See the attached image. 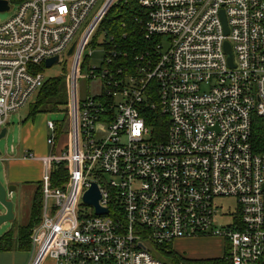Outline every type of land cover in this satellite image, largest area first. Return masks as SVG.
<instances>
[{
    "label": "built area",
    "instance_id": "built-area-1",
    "mask_svg": "<svg viewBox=\"0 0 264 264\" xmlns=\"http://www.w3.org/2000/svg\"><path fill=\"white\" fill-rule=\"evenodd\" d=\"M1 1L14 13L0 24V131L43 87L48 59L70 62L64 122L46 125L27 264H173L167 246L205 236L223 241L227 264H264V153L251 142L264 116V0H135L141 39L127 41L129 65L99 30L126 0ZM89 42L99 66L86 64ZM150 112L167 127L146 140ZM59 165L67 177L53 187ZM92 183L106 215L83 202Z\"/></svg>",
    "mask_w": 264,
    "mask_h": 264
},
{
    "label": "trees",
    "instance_id": "trees-1",
    "mask_svg": "<svg viewBox=\"0 0 264 264\" xmlns=\"http://www.w3.org/2000/svg\"><path fill=\"white\" fill-rule=\"evenodd\" d=\"M142 11L143 10L138 5L137 1L126 0V3L121 2L117 6L113 7L107 13L99 27L100 31H104L109 36L113 37V42L121 45L122 49L126 50L125 52H127V57L122 62L124 65H129L130 63L127 62L132 59V56L134 55V52L131 50V45L127 42L130 39V36L141 39L139 34H137L139 25L136 20L141 18ZM124 34H126L125 38H123ZM66 111L67 86L65 74H63L60 77L47 79L45 81L43 87L36 95L34 102L30 104L27 119H33L38 114L63 113L61 121L64 122ZM147 123L151 127V132L154 136H157L159 133L165 131L167 127V120L162 115L155 112L149 113ZM251 142L256 152L264 153V116L254 118ZM51 175L52 186L59 187L63 184V182H65L67 171L63 165L54 166ZM40 190L41 187L39 184L34 194L31 206V220L36 223L38 221L40 209ZM26 230L27 228H23L18 233V242L21 241L18 245V250H26L28 248V236L30 233H26ZM12 249L13 241L12 232L10 231L0 237V252H7ZM165 254L169 257L171 263L173 264H227L219 257L206 260H191L183 258L182 256L172 252Z\"/></svg>",
    "mask_w": 264,
    "mask_h": 264
},
{
    "label": "rangeland",
    "instance_id": "rangeland-1",
    "mask_svg": "<svg viewBox=\"0 0 264 264\" xmlns=\"http://www.w3.org/2000/svg\"><path fill=\"white\" fill-rule=\"evenodd\" d=\"M14 13V8L9 12H0V24L8 21L11 16ZM102 39V36L100 35L97 39V43H99ZM92 41V40H91ZM89 46L85 54L87 55L89 52L91 53L90 57L86 59V64L90 67L93 66H99L100 61L102 59V51L99 46L96 44L91 45L89 42ZM166 48V44L163 43V49ZM69 60L66 56H64L63 63L53 65L51 68H44L43 66V75L47 79L51 78H57L61 75L65 74L66 71L69 69ZM87 65L83 68V74L87 72ZM94 86L91 85L90 88V94L93 92ZM87 92L86 85L84 83L80 84V94L83 96ZM34 102V99L24 106L22 109H20L16 114H13L10 117L9 124L6 126V136L0 141V151L2 152L1 157L12 155L11 148H17L21 145V140H25L28 131L32 132V135L35 137L38 135L39 130L42 126L45 125L46 121H60L63 118V113H54L49 114L45 116H42V114H38L33 119H27L30 104ZM35 121V122H33ZM33 125V126H31ZM48 135V134H47ZM151 138V129L149 130V135L145 137L146 140H149ZM41 142V141H39ZM65 142H67V137L65 134L61 135V137L58 139V143L56 146V149H58L59 145H63ZM48 146V154L51 152L52 149ZM37 174V173H36ZM0 183H4V173H3V167L0 165ZM13 194V193H12ZM9 198V196H8ZM24 196L21 195H14L11 197V202L14 203L13 208V220L11 222L5 223L0 225V237L5 235L8 232H12L14 235L17 234V228L18 226H23L27 223L29 219V202L21 206L17 209L18 202H22L24 200ZM49 203H52V200L49 201ZM223 203V210H225L228 206L231 207V209L235 208V199L230 198L224 201H221L220 204ZM4 211V207L0 204V213ZM39 218V216H38ZM35 221L30 220L29 224L27 225L26 233H30L33 226L36 224ZM34 223V224H33ZM15 225V226H14ZM33 225V226H32ZM32 226V227H31ZM30 230V231H29ZM29 238V236H28ZM167 248L172 253H176L179 256H182L183 258L191 259V260H206V259H212V258H218L223 255V252H225V244L223 241L219 238L211 237V236H205V237H199V238H193V239H187V240H177L167 246ZM27 256L29 257V253H27ZM167 256V255H166ZM167 262H171L169 257L167 256ZM44 264H52L51 260L48 259Z\"/></svg>",
    "mask_w": 264,
    "mask_h": 264
},
{
    "label": "crops",
    "instance_id": "crops-1",
    "mask_svg": "<svg viewBox=\"0 0 264 264\" xmlns=\"http://www.w3.org/2000/svg\"><path fill=\"white\" fill-rule=\"evenodd\" d=\"M46 115L49 114H42V116L45 117ZM10 117L8 119V124L10 121ZM47 122L48 121H46L45 125L41 127L37 136L34 137L32 135V132L28 131L25 140H21V145L18 146L16 149L11 148L12 155L0 158V165L3 167L4 173V183L2 185L5 187H15L14 191L12 192L13 194L9 196L8 200L12 201L11 197L16 194L19 196L23 195L25 199L22 202H18L17 209L26 204L27 202H29L28 204L30 206L29 219L27 223L23 226L18 227L14 225L15 228H17V234L14 235L12 233L13 249L7 252H0V264H27L28 262V256L26 252L28 253L29 249V238L28 248L26 250H18V245L21 242H18V233L21 229L27 227L31 220L32 200L42 177V164L40 162V159L47 156L49 152L48 145L46 142L48 134L46 126ZM61 149L62 146L59 145L57 151H60ZM27 153L31 154L32 158H27L25 156ZM3 213L4 211L1 212L0 215H2Z\"/></svg>",
    "mask_w": 264,
    "mask_h": 264
},
{
    "label": "water",
    "instance_id": "water-1",
    "mask_svg": "<svg viewBox=\"0 0 264 264\" xmlns=\"http://www.w3.org/2000/svg\"><path fill=\"white\" fill-rule=\"evenodd\" d=\"M8 10V5L5 1L0 0V12H6ZM222 25L224 29V34H227V28L226 23L224 19L223 12L220 13ZM74 45L69 49L67 52V56H70L73 52ZM224 51L229 56L228 62L231 65L232 58H231V50L228 43H224ZM62 59L61 57H54L51 59H48L45 62V68H51L53 65L61 64ZM6 128H2L0 131V141L6 136ZM2 156V152L0 151V158ZM15 187H5L0 183V204L4 207V213L0 215V225L11 222L13 220V203L8 200V196L12 194ZM100 199V193L95 183H92L89 190H87L83 195V202L87 206H91L95 209L96 215H106L107 210L102 209L98 205V201Z\"/></svg>",
    "mask_w": 264,
    "mask_h": 264
}]
</instances>
